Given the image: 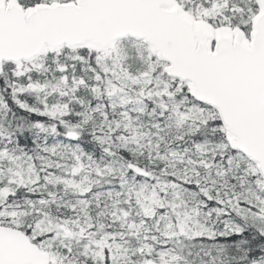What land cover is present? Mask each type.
Segmentation results:
<instances>
[{
  "label": "snow or ice",
  "instance_id": "obj_1",
  "mask_svg": "<svg viewBox=\"0 0 264 264\" xmlns=\"http://www.w3.org/2000/svg\"><path fill=\"white\" fill-rule=\"evenodd\" d=\"M0 264H264V0H0Z\"/></svg>",
  "mask_w": 264,
  "mask_h": 264
}]
</instances>
